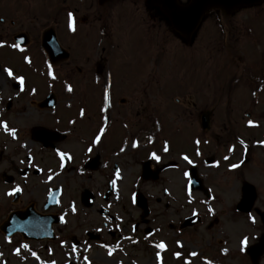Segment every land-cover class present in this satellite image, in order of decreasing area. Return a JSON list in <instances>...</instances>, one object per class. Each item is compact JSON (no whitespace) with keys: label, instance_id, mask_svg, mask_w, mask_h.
I'll return each mask as SVG.
<instances>
[{"label":"rangeland","instance_id":"rangeland-1","mask_svg":"<svg viewBox=\"0 0 264 264\" xmlns=\"http://www.w3.org/2000/svg\"><path fill=\"white\" fill-rule=\"evenodd\" d=\"M116 4L115 11L127 5ZM136 5L133 7L135 19L124 21L123 13L114 12L107 28L128 50L124 54L125 64L112 69L104 87L91 82L82 99L88 105L90 102L98 105L104 99L106 86L113 94L117 86L126 88L121 94L127 95L125 107L130 112L124 118L125 112L114 110L112 117L123 116L127 123V128L119 130L129 136L127 145L139 141L136 149L139 161L133 160L136 154L131 156L130 151L116 158L110 155L112 161L105 169L108 176L98 177L97 185L82 178L81 169L66 168L60 175L64 194L58 207L49 209L62 216L60 224L55 225L58 237L53 240H25L18 235L4 240L0 237V241L8 242L1 244L0 264H264V253L254 262L246 253V246L255 243V236L263 231L255 209H264V94H260L262 89L257 91L264 83V72H261L264 45L257 54L258 75L254 80L243 78L234 85L237 89L230 92L222 83L225 77L229 81L234 77L235 54L238 56L241 49L235 50L234 46L228 48L230 51L225 49L224 40L216 35V30L211 33L210 27L201 30L191 49L163 25L158 28L157 36L150 22L147 26L136 19L141 12V6ZM259 16H264V8L259 10ZM200 43L206 45V50L203 46L205 54L192 69V63L186 61L187 54L199 48ZM251 90L260 94L261 101L249 103ZM205 108L213 110L212 123L209 130L201 131L199 112ZM246 111L252 112L251 127L246 125ZM227 118L231 119L228 126L234 124L233 130L238 133L232 142L226 140V128L223 130ZM172 129L175 132L169 131ZM164 131L174 133L167 138L170 147L165 142ZM117 140L116 136L109 137L108 142L114 145V142L118 144ZM251 141L256 146L249 149L251 155L245 158L243 149ZM75 154L76 161L84 155L83 152ZM154 155L159 159H154ZM210 155L215 157L214 162L203 163L202 159ZM191 164L197 166L210 197L199 191H187L185 171ZM233 164L237 167L232 168ZM57 168L62 171L60 166ZM31 175L37 174L31 169ZM58 182L54 178L50 184ZM82 187H95L99 194L91 207L79 201ZM139 199L144 201L142 206L137 204ZM30 201L36 209H42L40 198L29 200L25 194L15 205L9 201L6 205L23 207ZM70 202H74L72 207ZM102 206L108 215L100 216ZM209 208L212 213L208 212ZM252 212L256 215L254 223L247 216ZM192 217L196 218L192 227L197 232L180 230L177 235ZM177 236L180 240L175 239ZM218 237L224 240L221 245L208 243ZM241 238H247L243 251ZM160 244L164 247H157ZM174 245L181 257L180 254L172 257ZM192 252L197 255H190Z\"/></svg>","mask_w":264,"mask_h":264},{"label":"flooded vegetation","instance_id":"flooded-vegetation-1","mask_svg":"<svg viewBox=\"0 0 264 264\" xmlns=\"http://www.w3.org/2000/svg\"><path fill=\"white\" fill-rule=\"evenodd\" d=\"M114 2L121 0H0V122L15 130L13 134L0 126V225L11 211L22 208H10L7 201L15 205L24 194L29 200L47 197L53 188L45 181L47 171L51 174L60 162L65 168L76 152L98 156L97 167L89 168L84 161L81 169L82 178L96 185L98 177L108 176L109 156L118 157L119 149L112 151L98 124L103 128V118L120 111L127 98L108 97L103 107L82 99L91 82L107 84L117 66L112 33L106 29ZM68 13H72L73 30L68 27ZM147 14L160 24L162 17L156 10L147 9ZM214 16L213 24H219L230 39H237L244 29L233 15L214 12ZM97 135L100 139L93 144ZM75 162L69 165L73 171ZM54 178L60 186V173H52ZM14 188L20 190L9 195ZM2 243L8 242L0 241V250Z\"/></svg>","mask_w":264,"mask_h":264},{"label":"water","instance_id":"water-1","mask_svg":"<svg viewBox=\"0 0 264 264\" xmlns=\"http://www.w3.org/2000/svg\"><path fill=\"white\" fill-rule=\"evenodd\" d=\"M255 1L258 2L260 0H190L187 4H180L177 0H147V3L156 5L158 10L165 15L167 22L187 38L195 34L200 21L212 8L218 7L223 10L234 11L242 5ZM203 123L206 126L205 121ZM190 174L191 183L189 189L202 188L194 168H192ZM250 253L254 257L256 252L251 250Z\"/></svg>","mask_w":264,"mask_h":264},{"label":"snow or ice","instance_id":"snow-or-ice-1","mask_svg":"<svg viewBox=\"0 0 264 264\" xmlns=\"http://www.w3.org/2000/svg\"><path fill=\"white\" fill-rule=\"evenodd\" d=\"M68 19H69V24H68L69 30H73V29H72V13H68ZM0 46H3V41H0ZM12 47H18V45L13 44ZM27 59H28V58L25 57V60H27ZM4 72H6L9 76H12V73H11V71H10L9 69L5 68V69H4ZM49 75H50V76L52 75L51 70H49ZM14 78H15V79H19L18 77H14ZM68 91H71V87H68ZM104 102H105L106 104L108 103V90H107V89H105V93H104ZM102 111H103V109H102ZM81 114L83 115V112H82ZM252 123H253V122H252L251 120L248 121V124H249V125H251ZM0 126L5 127V130H6V131H9V132H11V133H13V134H14V132H15L14 129H7V127H6L5 125H3L2 122H0ZM102 131H103V129H101V132H102ZM99 139H100V136L97 135L96 138L92 141V143H93V144L97 143V142L99 141ZM197 143H198V141H197ZM133 146H135V142H133ZM165 150H166V149H165ZM60 155H61V156H64V155H66V154L61 153ZM153 158H154V159H159V157H157V156H155V155L153 156ZM183 159L188 160V157H187V156H184ZM225 159H227V157H225ZM188 162L191 163L190 160H188ZM231 167H232V168H236L237 165L233 164V165H231ZM49 179H51V177H49ZM19 190H20L19 188H14V189H12L11 192L8 193V194L11 195L13 192H18ZM208 212H209V213H212V209L209 208V209H208ZM249 219L252 220L253 217L249 216ZM246 239H247V238H243V239H241L240 242H239V243H240V246H241V247H240V250H241V251L244 250V245H245V243H246ZM22 247L27 248L28 246H27V245H22ZM157 247H164V245H163V244H160V245H157ZM32 255L35 256L36 253L33 252ZM176 255H179V253H177ZM190 255H192V256H196L197 254H196L195 252H192V253H190Z\"/></svg>","mask_w":264,"mask_h":264}]
</instances>
